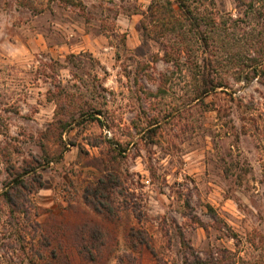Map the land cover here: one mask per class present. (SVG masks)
I'll return each instance as SVG.
<instances>
[{"label": "rangeland", "instance_id": "obj_1", "mask_svg": "<svg viewBox=\"0 0 264 264\" xmlns=\"http://www.w3.org/2000/svg\"><path fill=\"white\" fill-rule=\"evenodd\" d=\"M108 172L113 221L85 202ZM86 223L101 257L46 260L120 264L134 228L140 264H264V0H0V264Z\"/></svg>", "mask_w": 264, "mask_h": 264}, {"label": "trees", "instance_id": "obj_2", "mask_svg": "<svg viewBox=\"0 0 264 264\" xmlns=\"http://www.w3.org/2000/svg\"><path fill=\"white\" fill-rule=\"evenodd\" d=\"M206 38H204L205 40ZM207 44V41L205 42ZM257 75V74H256ZM253 78V77H252ZM251 78V79H252ZM250 79V80H251ZM203 88L199 91L200 96H204L214 91L216 88L222 87L218 84H214L210 77L203 74ZM121 187L120 177L113 173L108 172L105 176L99 180L98 185L95 187H89L85 192V202L93 208V210L100 215L108 214L109 220L113 221L117 216L116 210L109 206L110 197L113 194L115 188ZM29 189V185L25 181H19L7 192L4 193V199L7 205L10 207L12 213H20L27 215L29 213L28 199L25 198V191ZM213 219L220 221L216 213L212 214ZM40 224L37 223V227ZM41 228V226H39ZM146 232H141L131 228L129 230L126 239L130 243L131 254H126L125 257L119 259L120 264H140V260L137 255L145 248L155 255L154 249L150 243V238ZM68 243L65 246V243ZM109 233L107 229L101 227V225H95L86 223L84 225H77L74 228L68 229L66 232L59 233H43L42 241L43 248L38 251L37 255L40 259V263L37 264H55L60 257L69 255L68 253L73 248L78 254L89 262H94L98 257H101L105 252L109 243ZM56 243V244H55ZM69 248V249H68ZM71 248V249H70ZM190 249V248H189ZM192 250V249H191ZM49 251V254L45 255ZM193 252V250H192ZM207 261H203L196 253H192L193 264H224L223 261L216 258L215 254H205ZM156 256V255H155ZM50 258L54 262L47 261ZM157 258V257H156ZM157 264H166L162 259L157 258ZM227 264H237L234 260ZM243 264H249L243 261ZM256 264V263H254ZM259 264V263H258Z\"/></svg>", "mask_w": 264, "mask_h": 264}]
</instances>
